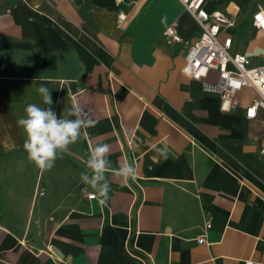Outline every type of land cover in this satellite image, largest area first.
<instances>
[{"label":"crops","instance_id":"crops-1","mask_svg":"<svg viewBox=\"0 0 264 264\" xmlns=\"http://www.w3.org/2000/svg\"><path fill=\"white\" fill-rule=\"evenodd\" d=\"M204 7L233 18L221 30L230 53L263 62L252 16L264 0ZM174 20L197 38L180 0H0V264H264L263 114L245 116L257 93L242 88L222 111L217 93L182 72L184 44L163 35ZM40 83L58 118L79 105L91 124L44 173L16 123L28 104L44 106ZM97 143L111 145L114 168L138 169L128 184L109 173L106 205L80 182Z\"/></svg>","mask_w":264,"mask_h":264},{"label":"built area","instance_id":"built-area-1","mask_svg":"<svg viewBox=\"0 0 264 264\" xmlns=\"http://www.w3.org/2000/svg\"><path fill=\"white\" fill-rule=\"evenodd\" d=\"M120 3L122 0H116ZM182 6L197 22L200 31L196 39L188 41L177 30V22L169 23L163 35L169 43H183L182 72L201 82L205 91L215 92L219 95V108L230 111L237 105V92L244 87L253 88L257 97L245 108V116L254 118L259 110L263 114L264 126V59L261 64L251 65L249 58L243 53H230L231 36H221L222 28L232 26L233 18L225 11L214 9L208 11L204 7L205 0H180ZM253 24L264 30V10L258 9L252 16ZM127 19V14L119 10L116 15L117 27H122ZM130 145L131 141H126ZM264 157V143L260 148ZM87 196L92 198L93 193ZM210 224H206V228ZM198 242H203L201 235ZM264 254V244L261 248ZM245 264H253V260H246Z\"/></svg>","mask_w":264,"mask_h":264},{"label":"clouds","instance_id":"clouds-1","mask_svg":"<svg viewBox=\"0 0 264 264\" xmlns=\"http://www.w3.org/2000/svg\"><path fill=\"white\" fill-rule=\"evenodd\" d=\"M37 92L44 106L28 104L24 109L25 115L18 118L16 123L25 136L23 149L27 154V160L40 173H44L53 169L58 159H63L71 145L87 136L86 129L91 124L85 118L84 109L79 105L67 108L58 118L52 108L50 89L45 83L39 84ZM111 151V145L108 143L90 145L83 160L86 170L80 173V182L87 186L84 191L91 189L100 205H106L109 200L111 191L109 173L123 184L136 180L138 176L134 162L125 160L114 168L109 159ZM157 151L162 158L167 159V144Z\"/></svg>","mask_w":264,"mask_h":264}]
</instances>
